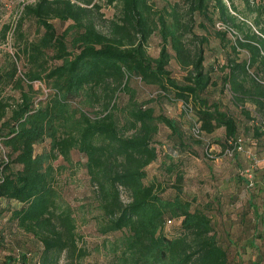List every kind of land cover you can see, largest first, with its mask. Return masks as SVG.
<instances>
[{
  "label": "trees",
  "instance_id": "1",
  "mask_svg": "<svg viewBox=\"0 0 264 264\" xmlns=\"http://www.w3.org/2000/svg\"><path fill=\"white\" fill-rule=\"evenodd\" d=\"M103 3L115 7L104 27L98 22L100 5L95 0L21 3L15 30L29 18L42 32L37 39L26 40L23 47L27 62L35 69L25 74L26 88L17 83L19 97L12 104L0 97V144L8 148L4 157L0 155V200L8 203L7 217L40 243L31 264H57L61 255L70 260L82 257L71 208L56 190L52 165L58 157L69 162L70 151L76 150L85 158L83 167L94 187L100 213L97 231H123L111 248L108 264H227V253L218 242L207 210L191 209L190 201L180 195V173L174 174L177 183L170 197L163 195L158 180L143 182L145 167L157 159L154 136L158 126L177 136L181 130L173 119L154 114L147 102L136 100L128 81L138 77L161 93L158 95L190 104L201 134L222 127V138L214 140L223 150L236 139L238 126L234 116L201 95L214 84L212 68L203 64L207 24L222 45L229 44L234 52L236 48L247 50V58L241 60L228 56L218 78L228 85L236 103L247 99L260 111L264 85L250 78L246 86L244 77L258 58L264 60L259 54L264 52V37L252 33L248 39L256 45L248 40L231 42L226 30L216 29V21L236 27L223 0H174L160 8L150 0ZM194 16L199 17L196 23ZM52 19L66 23L61 32L56 31ZM194 25L207 32L195 34ZM154 31L159 46L156 56H150L146 45ZM46 52H51L48 58ZM47 59L53 63L48 65ZM171 59L184 71L181 81L170 75ZM15 71L12 65L0 73V93L13 82ZM34 80L45 82L52 91L35 104ZM120 91L127 99L119 108L115 97ZM82 96L90 107L98 103L93 115L89 109L71 106L75 98L82 101ZM241 112L248 117L247 111ZM45 138L47 148L35 152L34 144ZM163 158L170 162L164 166L170 172L175 163L164 154ZM121 190L126 201L121 199ZM11 203L14 205L9 206ZM177 218L173 233L164 234L165 221ZM263 218L264 210L258 212L254 207L255 227ZM256 237L248 243L254 245ZM12 258L8 256L0 264H9Z\"/></svg>",
  "mask_w": 264,
  "mask_h": 264
},
{
  "label": "rangeland",
  "instance_id": "2",
  "mask_svg": "<svg viewBox=\"0 0 264 264\" xmlns=\"http://www.w3.org/2000/svg\"><path fill=\"white\" fill-rule=\"evenodd\" d=\"M95 1L100 5L98 11L101 13V19L98 22L103 26L104 20L112 16L115 7L105 5L103 0ZM173 1L150 0L156 8ZM223 1L228 7L229 13L235 18L236 27L221 21V28H217L215 24L214 27L219 30H226V37L231 42L235 39L248 40V42L256 45V42L248 39V37L252 33L264 37V0ZM22 2L23 0H0V73L12 65L16 69L13 82L4 87L0 93V97L5 98L9 104H12L19 97L18 84L21 88H26L28 80L25 74L35 70L27 62L26 53L23 49L24 44L26 40L37 39L42 32V29L36 27L33 20L29 18L22 20L19 31L15 30ZM194 17L196 23L199 17ZM51 22L57 32H61L66 26V23H61L56 19H52ZM207 28L208 41L203 45L204 67L208 68L212 65L214 70L211 74L212 76L214 74L219 80L218 93L232 96L228 85H222L218 79L221 74L220 66L226 62L228 56L241 60L247 58L248 52L241 48H236V52L232 51L229 44L223 43L224 45H222L214 37L210 25L207 24ZM192 30L197 35L207 32L196 25L193 26ZM158 46L159 36L157 31H154L148 38L146 52L150 56H155L158 52ZM259 54L264 56L263 51H260ZM50 55L51 52H46L47 58ZM43 56L45 55L43 54ZM52 63V60L47 59L48 65ZM168 69L170 75L177 81L182 80L184 71L178 67L173 59L169 61ZM250 78L264 85V60L258 58L254 65L247 68V74L244 77L246 86L250 85ZM128 85L134 90L136 100L147 102V105L152 107L154 114L162 113L173 119L181 130V135L177 136L170 134L165 126H158V132L154 136L157 159L145 167L146 174L143 182L158 180L164 187L163 195L170 197L174 194L173 186L177 183L174 174L180 173L182 175V181L179 183L180 195L190 201L191 209L202 208L207 210L218 242L227 253V264H249L251 261L264 264V218L255 227V223L251 221L248 215L243 219L245 222L241 226L231 227L226 221H221L218 214L219 205H229L230 201L228 200L231 199L229 194L237 195L235 201L233 200V203L236 202L237 205L245 204L247 198L250 197L258 212L262 211L261 205H264V107L260 111L249 100L246 99L243 102V110L248 112V117L240 111L236 112L235 116L238 126L237 137L240 139L241 149L228 155L222 152L219 143L214 140L222 138L221 128L216 129L213 136L209 137L202 133L198 141L195 139L191 133V128L196 117L193 112L183 110L180 99L174 100L165 95H158L161 93H158L153 87L144 85L138 77H131ZM31 86L34 104L52 92L49 86L41 80L32 81ZM86 99L84 96L80 99L82 101L75 98L71 106L89 109L90 115H93L99 109L98 103L90 107ZM126 99L127 94L120 91L115 97L116 105L120 108ZM256 133L260 135L256 136ZM47 143L48 140L45 138L34 144V151L40 152L46 149ZM160 145H163V148ZM205 147L210 148L212 156H208L211 154L207 153ZM3 149L4 152L8 150L7 147H3ZM163 154L175 163L170 172L165 171L164 166H168L170 162L167 163V160H164ZM84 160L82 154L76 150H71L69 162L63 161L60 157L52 161L55 168L54 185L62 201L71 208L76 244L84 252L82 257L78 259L74 256L72 260L61 255L57 264H108L112 255L111 248L116 238L123 233V231H114L100 234L97 231L100 213L97 208L94 187L83 167ZM226 172L234 178L229 179L230 183L233 184L231 193H229L226 185L227 177L221 176ZM246 179H252L253 184L248 186ZM120 195L122 201H126L127 196L123 190H121ZM7 205L6 201L0 200V263L11 256L13 258L10 259L9 264H31L32 259L38 256L41 245L30 234L19 229L13 221L8 219ZM13 205L14 203H11L9 206ZM178 222L179 218L173 219L169 224L165 222L163 233L166 235L173 233ZM252 236H257L254 245L248 243ZM28 253L30 258L24 257V254Z\"/></svg>",
  "mask_w": 264,
  "mask_h": 264
},
{
  "label": "crops",
  "instance_id": "3",
  "mask_svg": "<svg viewBox=\"0 0 264 264\" xmlns=\"http://www.w3.org/2000/svg\"><path fill=\"white\" fill-rule=\"evenodd\" d=\"M209 65H211V64H209ZM211 66H209V67H211ZM211 68H212V71L210 72V74L213 73V70H214L213 67H211ZM212 79L214 80V84L208 86L206 88V90L201 95L203 97H205L208 101L217 102L218 107L221 110H224V111L230 113L235 118L236 112L243 111V109H244L243 102L244 101L240 102V103H236L232 99L230 94H225V95L219 94L218 93V90L220 87L219 86V80H217V77L214 76V74L212 76ZM218 128L222 129V135H223V128L222 127H218ZM218 128H216V129H218ZM213 132L207 136H209V137L213 136ZM229 175H231V174H227V172H226L225 174H223L221 176L223 178L227 177V182H228V180L230 178H231L230 180L234 179V178L230 177ZM230 180L228 183L226 182L229 193H231L230 191H232V186H233V184L230 183L231 182ZM214 190H215V188H214ZM236 196H237L236 194L235 195L229 194V197L231 198L230 200H228V201H230L229 205H223V206L219 205V210H218V214L220 216L219 219L221 221H226V223H228L229 226L231 225V227L237 226V225L241 226L245 222L243 219L249 215V217L251 218V221H253V223H254V207H256V206L251 202L252 199L250 197H248L245 204L242 203L240 205H237L236 202L233 203V200L235 201ZM256 209H257V207H256ZM261 209L264 210V205H261ZM257 211H258V209H257Z\"/></svg>",
  "mask_w": 264,
  "mask_h": 264
},
{
  "label": "built area",
  "instance_id": "4",
  "mask_svg": "<svg viewBox=\"0 0 264 264\" xmlns=\"http://www.w3.org/2000/svg\"><path fill=\"white\" fill-rule=\"evenodd\" d=\"M215 26L217 27V28H221V24L219 23V22H216L215 23ZM181 101V103H182V108H183V110L184 111H186V112H192L191 111V106H190V104H188V103H185V102H183L182 100H180ZM199 123H198V121H196V119H195V122H194V124H193V126H192V128H191V133H192V135L195 137V138H200L201 137V132H200V130H199ZM264 129V128H263ZM206 147H208V146H206ZM205 147V149H206V151H207V153L209 152V154H211V152H210V148H206ZM240 149H241V146H240V139L238 138V137H236V139L233 141V142H231V144H230V146H227V147H225L223 150H222V152L224 153V154H228V155H230V154H232V153H234V152H237V151H240ZM0 150H1V154H2V156L4 157V149H3V147H2V145L0 144ZM208 156H212V154L211 155H208ZM247 180V185L248 186H251L252 184H253V181H252V179H246ZM171 221H173V219H167L165 222H166V224H169V223H171Z\"/></svg>",
  "mask_w": 264,
  "mask_h": 264
}]
</instances>
